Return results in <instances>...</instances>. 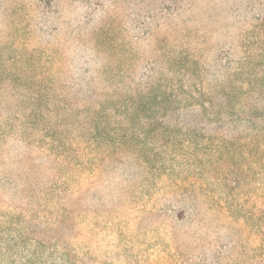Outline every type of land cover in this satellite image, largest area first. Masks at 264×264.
<instances>
[{
    "label": "rangeland",
    "instance_id": "rangeland-1",
    "mask_svg": "<svg viewBox=\"0 0 264 264\" xmlns=\"http://www.w3.org/2000/svg\"><path fill=\"white\" fill-rule=\"evenodd\" d=\"M229 47L227 82L209 64ZM154 77L151 111L96 103ZM93 102L100 132L76 122ZM67 133L82 144L70 233L52 228L65 196L35 198L3 229L0 264H264V0H0L3 164L54 156Z\"/></svg>",
    "mask_w": 264,
    "mask_h": 264
},
{
    "label": "trees",
    "instance_id": "trees-1",
    "mask_svg": "<svg viewBox=\"0 0 264 264\" xmlns=\"http://www.w3.org/2000/svg\"><path fill=\"white\" fill-rule=\"evenodd\" d=\"M139 55L137 51L121 53V56L125 60L128 58L132 60L138 59L140 57ZM172 61H175L174 57ZM235 62L236 59L233 58L232 49L229 47L228 49L221 50V52L218 50L209 67L217 73H223L225 78H228L227 82L231 80L235 81L238 75L241 74V71L235 67ZM122 68L125 69L124 67ZM160 82V77L149 78L147 83L141 87V79H137L134 81L135 87L132 92H123L124 95L120 90L116 91L115 88L107 90L106 92L101 90L99 92L100 99L96 103L100 104L114 94H119V98H121L119 101L124 104L125 111L138 114L144 110L153 109L154 105L151 100L159 97L160 93L157 91L159 90L158 86L161 85ZM165 91L163 90L161 92L163 99L165 97ZM92 105L95 110L85 108V104H82V110L76 109L78 113L82 114L76 122L80 127H85L89 123H92L96 129L95 131L97 132L98 130L100 132L103 123L97 113L101 114V112L107 111V108L102 106L100 110H96L97 104L94 105L93 102ZM146 105H151V107L146 108ZM70 106L72 107V104ZM113 108L118 109L117 107ZM220 109H231V101L227 98V95L223 98ZM108 127L115 130L120 127V124L114 121L112 124L108 123ZM65 135L62 142L51 136L53 143L58 142V144H54L51 147L54 156L47 155L49 153L47 150H39L34 153L24 151L7 164H3L6 151L0 149V241L3 239L1 233L6 224H11L15 221L17 210L21 209V212H25L22 210L36 209L38 206L34 204L33 199L47 195L49 192L51 194L57 193L65 196V202L60 207L62 210L61 213L54 216L52 220V228H54L55 234L61 237L62 235L70 233L73 224L70 220V214L75 210L74 206L77 200V182L74 176L76 167L75 156L82 144L79 142V139L77 140L76 136L69 133ZM94 138L98 141L102 140V142L108 140L107 137H102V139ZM63 170L66 172V182L62 181L61 183L59 180L60 176L58 175ZM24 215L27 217L29 223L34 222L33 218L26 214ZM35 224L40 225L38 223ZM40 228H37V231L44 233Z\"/></svg>",
    "mask_w": 264,
    "mask_h": 264
}]
</instances>
